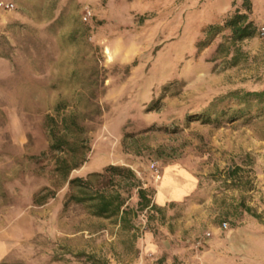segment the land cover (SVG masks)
Listing matches in <instances>:
<instances>
[{
  "label": "rangeland",
  "instance_id": "1",
  "mask_svg": "<svg viewBox=\"0 0 264 264\" xmlns=\"http://www.w3.org/2000/svg\"><path fill=\"white\" fill-rule=\"evenodd\" d=\"M241 3L0 0L1 261L264 264V115L230 120L227 99L204 112L264 88V0H252L254 36L232 43L225 30L197 48ZM57 107L87 128L69 178L134 172L92 182L120 196L124 221L64 206L56 158L70 157L49 151L45 124ZM138 188L155 208L141 209Z\"/></svg>",
  "mask_w": 264,
  "mask_h": 264
},
{
  "label": "trees",
  "instance_id": "2",
  "mask_svg": "<svg viewBox=\"0 0 264 264\" xmlns=\"http://www.w3.org/2000/svg\"><path fill=\"white\" fill-rule=\"evenodd\" d=\"M252 9V0H242L241 8L237 9L231 16L220 23L208 25L203 30V38L198 43V50L204 48L216 35L225 30L229 31L227 39L232 43L254 36L256 26L253 20L250 19ZM219 47H222V43L219 44ZM223 99H227L230 106L227 110L222 111L221 114L228 115L230 120L240 117L251 119L264 115V88L255 91H232L219 100L213 101L204 112L216 108ZM149 107H152V105H149ZM56 110L54 115L46 117L45 124L50 140L49 151L66 152L70 157L56 158V171L67 182L69 188L64 206L69 203L82 204L92 216L105 218L115 216L118 217L120 222L124 221L127 213L122 209L123 202L119 200L120 196L108 195L99 189L93 190L92 182L98 177H102L106 183L114 176L134 179V172L126 167L108 165L104 168L103 173H90L85 178H69L71 171L79 168L85 161L88 147L85 144L86 138L82 135L87 128L80 120L82 114L78 112L61 114L58 107ZM205 119L209 120V118ZM232 173L234 174L235 172L232 171ZM137 192L141 209L156 207L151 199L147 198L144 189L138 188ZM44 199H46L44 194H37L34 201L40 204ZM240 206L252 217L261 218L260 214L255 212L250 206L245 205V203H241ZM0 264L12 263L1 261ZM91 264L98 263L93 260Z\"/></svg>",
  "mask_w": 264,
  "mask_h": 264
},
{
  "label": "built area",
  "instance_id": "3",
  "mask_svg": "<svg viewBox=\"0 0 264 264\" xmlns=\"http://www.w3.org/2000/svg\"><path fill=\"white\" fill-rule=\"evenodd\" d=\"M5 6L7 8H10V7H12V4H5ZM261 34H264V28H261ZM152 167L154 168V165ZM160 177H161L160 174H158V172H156V178L160 179ZM223 226L226 228V223H223Z\"/></svg>",
  "mask_w": 264,
  "mask_h": 264
},
{
  "label": "crops",
  "instance_id": "4",
  "mask_svg": "<svg viewBox=\"0 0 264 264\" xmlns=\"http://www.w3.org/2000/svg\"><path fill=\"white\" fill-rule=\"evenodd\" d=\"M3 249H4V244H0V254H2ZM0 262H1V259H0Z\"/></svg>",
  "mask_w": 264,
  "mask_h": 264
},
{
  "label": "bare ground",
  "instance_id": "5",
  "mask_svg": "<svg viewBox=\"0 0 264 264\" xmlns=\"http://www.w3.org/2000/svg\"><path fill=\"white\" fill-rule=\"evenodd\" d=\"M161 178V177H160Z\"/></svg>",
  "mask_w": 264,
  "mask_h": 264
}]
</instances>
